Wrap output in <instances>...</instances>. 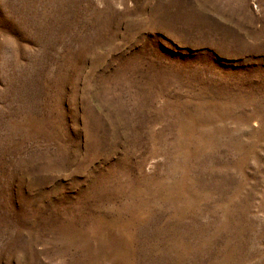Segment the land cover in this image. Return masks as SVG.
<instances>
[{"label":"rangeland","instance_id":"rangeland-1","mask_svg":"<svg viewBox=\"0 0 264 264\" xmlns=\"http://www.w3.org/2000/svg\"><path fill=\"white\" fill-rule=\"evenodd\" d=\"M0 264H264V0H0Z\"/></svg>","mask_w":264,"mask_h":264}]
</instances>
